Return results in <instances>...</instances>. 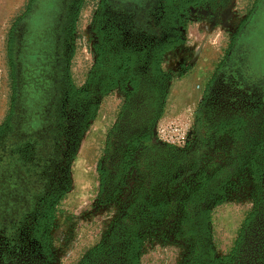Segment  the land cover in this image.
<instances>
[{"label": "flooded vegetation", "instance_id": "flooded-vegetation-1", "mask_svg": "<svg viewBox=\"0 0 264 264\" xmlns=\"http://www.w3.org/2000/svg\"><path fill=\"white\" fill-rule=\"evenodd\" d=\"M236 1L139 0L131 7L106 1L98 10L88 84L97 92L90 95L114 94L118 101L99 168L100 190L107 193L114 183L103 208L115 214L91 237L80 264H140L142 229L163 216L176 219L172 232L189 241L182 264H264L263 66L250 69L244 58L226 57L202 87L185 146H169L157 133L170 78L163 59L181 45L163 56L159 69L155 50L173 45L188 13L236 11ZM246 1L238 28L264 6V0ZM119 62L116 87L102 96L110 66ZM46 73L39 92L28 91L21 109L11 106L0 123V264L55 263L52 229L70 187L78 114L58 70L51 66ZM200 150L215 156L213 166L197 164ZM108 158L109 172L103 167ZM228 194L247 207L230 247L220 250L205 236L211 204ZM197 234L204 237L196 240Z\"/></svg>", "mask_w": 264, "mask_h": 264}, {"label": "rangeland", "instance_id": "rangeland-1", "mask_svg": "<svg viewBox=\"0 0 264 264\" xmlns=\"http://www.w3.org/2000/svg\"><path fill=\"white\" fill-rule=\"evenodd\" d=\"M112 1L113 4L129 5V7L139 3V0ZM101 2L102 0L82 1L75 24L72 58L69 63L70 77L74 86L77 89L87 88L93 92L95 89L88 85V75L92 62L91 48L97 41L93 38V32L97 20L96 14L102 7ZM29 3L30 0H0V123L5 119L14 101L8 58L9 34L14 21L23 14ZM40 6V2L33 6L24 24L28 23L34 12H38ZM235 6L236 11L190 12L184 17V28L180 33L183 43L175 51L166 54L163 59V68L170 78L167 85L168 97L157 131L172 122L191 129L202 87L209 78L213 77L215 69L226 57L229 60L244 58L245 63L249 62L245 65L248 64L250 69H254L255 65L264 68V6L253 12L249 21L240 28L238 22L248 13L246 10L250 4H247L246 0H237ZM98 28L96 26V29ZM197 56H199L198 60ZM205 60L210 61L211 68L202 83L198 84L195 75L198 74V67L205 63ZM189 76L193 79L190 78L184 83ZM188 93H191V97L193 95L191 99ZM88 99L87 105L97 104V114L76 145L70 166L69 191L57 207L52 229L56 255L53 264H80L93 241L91 237H95L97 231L103 228L104 221L107 218L112 220L115 214L114 208L109 210L103 208L102 198L104 195L105 198L108 196L114 183L113 180L108 183L107 193L102 192L99 187V168L104 156L105 137L115 117L118 101L114 94L102 98L94 94ZM209 147L214 148V144ZM216 148L218 149V146ZM200 153L202 154V151L198 154L197 164L213 166L211 162L214 161L215 156H201ZM103 167L109 172L113 170L114 165L108 158L104 160ZM213 183H217L216 178ZM242 189L244 187L240 185L238 190ZM246 207L247 204L242 199L232 194H228V197L219 204H211L210 219L207 224L209 230L205 236L209 247L220 250H227L230 247L231 239L243 218ZM175 224L176 219L163 216L143 227L140 264L185 263L189 241L172 232L175 231ZM195 237L196 240H201L204 234L202 236L197 234Z\"/></svg>", "mask_w": 264, "mask_h": 264}, {"label": "trees", "instance_id": "trees-1", "mask_svg": "<svg viewBox=\"0 0 264 264\" xmlns=\"http://www.w3.org/2000/svg\"><path fill=\"white\" fill-rule=\"evenodd\" d=\"M83 0H30L25 11L19 16L11 28L9 34L8 58L10 63V77L12 81V91L14 101L11 106L14 110L21 109L27 92L37 94L40 86L48 82L47 68L51 67L62 72L60 73L63 84H66L68 102L70 108L76 110L78 119L75 129V146L72 151V158L75 155L76 145L83 132L97 114V104L87 105L89 90L77 89L74 86L69 72V63L72 58V39L75 31V24L82 7ZM106 1L111 6L112 0H102L101 6H106ZM41 3L38 12H34L24 24L25 18L31 13L32 8L37 3ZM44 3V4H43ZM148 13V11L146 12ZM24 24V25H23ZM127 31V26L121 27ZM117 31L116 37L122 34ZM172 46L158 47L155 50V59L158 68L163 56L176 47L182 45L183 41L180 33ZM103 49L101 53H103ZM122 63H114L110 66L113 73L107 77L108 88L101 94L105 96L116 87L118 76L114 74L117 68H121ZM90 83V79L88 80ZM89 85V84H88ZM87 85V86H88ZM54 213H51L50 221L53 222ZM139 264V263H129Z\"/></svg>", "mask_w": 264, "mask_h": 264}, {"label": "built area", "instance_id": "built-area-1", "mask_svg": "<svg viewBox=\"0 0 264 264\" xmlns=\"http://www.w3.org/2000/svg\"><path fill=\"white\" fill-rule=\"evenodd\" d=\"M157 133L160 141L175 147H182L187 142L190 129L187 126L172 122L161 128Z\"/></svg>", "mask_w": 264, "mask_h": 264}, {"label": "crops", "instance_id": "crops-1", "mask_svg": "<svg viewBox=\"0 0 264 264\" xmlns=\"http://www.w3.org/2000/svg\"><path fill=\"white\" fill-rule=\"evenodd\" d=\"M196 59L198 60V59H199V56H197ZM198 68H199V69H198V74H196L195 76H196V78H197V80H196L197 83L200 84V83H202V81L205 79L206 74L208 73L209 69L211 68L210 61H209V60H205V63H202V64L200 65V67H198ZM190 78L193 79L192 76H189L186 80H184V83L188 82V81L190 80ZM197 86H198V85H197ZM193 90H194V89H193ZM187 91H190V89H189V90L187 89ZM192 92H193V91H191V93H192ZM191 93H188V97H189L190 99L193 97V95H192V97H191Z\"/></svg>", "mask_w": 264, "mask_h": 264}]
</instances>
